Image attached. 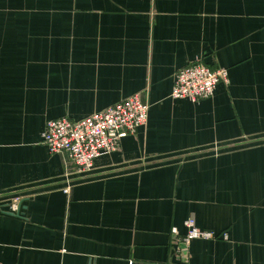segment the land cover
I'll use <instances>...</instances> for the list:
<instances>
[{"label": "crops", "instance_id": "obj_1", "mask_svg": "<svg viewBox=\"0 0 264 264\" xmlns=\"http://www.w3.org/2000/svg\"><path fill=\"white\" fill-rule=\"evenodd\" d=\"M195 60L229 82L173 99ZM134 93L91 171L43 143ZM0 264H264V0H0Z\"/></svg>", "mask_w": 264, "mask_h": 264}, {"label": "built area", "instance_id": "obj_2", "mask_svg": "<svg viewBox=\"0 0 264 264\" xmlns=\"http://www.w3.org/2000/svg\"><path fill=\"white\" fill-rule=\"evenodd\" d=\"M221 82H229L227 68L213 69L202 60H195L176 72L171 97L205 100L213 96ZM149 109L150 104L141 98L140 93H134L78 120L69 117L50 119L43 132V143L51 153H67L79 172H88L94 168L98 155L117 152L124 136L135 133L147 123ZM11 211L19 213L18 197L13 198ZM185 225L187 233L178 241L182 257L187 255L193 239L214 236L213 232L199 228L194 217L188 218Z\"/></svg>", "mask_w": 264, "mask_h": 264}]
</instances>
